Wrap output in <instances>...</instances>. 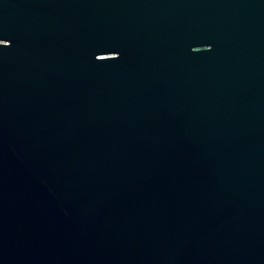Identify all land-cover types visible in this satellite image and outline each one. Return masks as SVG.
<instances>
[{"label":"water","instance_id":"water-1","mask_svg":"<svg viewBox=\"0 0 264 264\" xmlns=\"http://www.w3.org/2000/svg\"><path fill=\"white\" fill-rule=\"evenodd\" d=\"M0 264H264V0H0Z\"/></svg>","mask_w":264,"mask_h":264}]
</instances>
